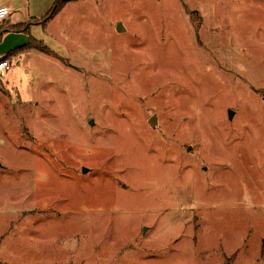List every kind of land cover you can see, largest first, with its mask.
I'll return each instance as SVG.
<instances>
[{"label": "rangeland", "instance_id": "obj_1", "mask_svg": "<svg viewBox=\"0 0 264 264\" xmlns=\"http://www.w3.org/2000/svg\"><path fill=\"white\" fill-rule=\"evenodd\" d=\"M56 1L0 76V264H264V0Z\"/></svg>", "mask_w": 264, "mask_h": 264}, {"label": "crops", "instance_id": "obj_2", "mask_svg": "<svg viewBox=\"0 0 264 264\" xmlns=\"http://www.w3.org/2000/svg\"><path fill=\"white\" fill-rule=\"evenodd\" d=\"M0 7H8L11 10V14L6 21L0 23V37H2L0 41L1 59L13 50L25 48L29 44V35L26 32H18L10 29V27L15 24L31 23V28L32 25H36L34 23L36 18L31 14L30 0H0ZM21 56L22 53L14 56L18 63L21 60Z\"/></svg>", "mask_w": 264, "mask_h": 264}, {"label": "trees", "instance_id": "obj_3", "mask_svg": "<svg viewBox=\"0 0 264 264\" xmlns=\"http://www.w3.org/2000/svg\"><path fill=\"white\" fill-rule=\"evenodd\" d=\"M67 0H57L52 7L50 8L49 12L46 14L44 18H41L40 22L41 24L48 23L51 19H53L55 16H57L66 6ZM30 25L31 23H22V24H15L10 27V29H13L18 32H26L29 35V44L25 48L15 49L11 53L7 55V57H14L16 55H19L23 53L25 50L29 48H37V39H35L30 32ZM2 40V37H0V41Z\"/></svg>", "mask_w": 264, "mask_h": 264}, {"label": "built area", "instance_id": "obj_4", "mask_svg": "<svg viewBox=\"0 0 264 264\" xmlns=\"http://www.w3.org/2000/svg\"><path fill=\"white\" fill-rule=\"evenodd\" d=\"M11 14V10L8 7H0V21L5 18H8ZM14 67V58L13 57H3L0 59V76L4 78L8 71Z\"/></svg>", "mask_w": 264, "mask_h": 264}, {"label": "water", "instance_id": "obj_5", "mask_svg": "<svg viewBox=\"0 0 264 264\" xmlns=\"http://www.w3.org/2000/svg\"><path fill=\"white\" fill-rule=\"evenodd\" d=\"M6 19L7 18H5V19H3L2 21H0V23H4L5 21H6ZM122 25L120 24L119 25V30H122ZM233 116V112L231 111L230 112V117H232ZM155 119H156V115H154L151 119H150V123L152 124V125H154L155 124ZM92 123H93V121H92ZM83 171L84 172H87V171H89V169L87 168V167H85V168H83Z\"/></svg>", "mask_w": 264, "mask_h": 264}]
</instances>
